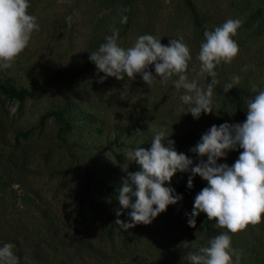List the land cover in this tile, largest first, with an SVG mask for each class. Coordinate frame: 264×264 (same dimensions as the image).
<instances>
[{
	"label": "rangeland",
	"instance_id": "374dc122",
	"mask_svg": "<svg viewBox=\"0 0 264 264\" xmlns=\"http://www.w3.org/2000/svg\"><path fill=\"white\" fill-rule=\"evenodd\" d=\"M192 1L209 31L228 19L242 21L233 37L239 53L231 63L217 66L216 79L224 88L231 77H240L236 86L246 92V113L252 85L264 87V0ZM123 2L29 0L28 13L37 18L39 30L12 66L0 70V81L9 79L16 87L43 84L41 92L21 101L0 94V247L15 245L19 264H190L188 252L227 231L206 222L201 213L196 226H189L185 213L193 209L196 185L184 194L175 192L183 199L149 225L124 231L115 222L116 210L122 212L120 220L130 222L131 210L122 209L117 199L127 178L123 168L139 170L125 153L150 148L156 131L167 126L175 150L198 162L190 149L212 125L245 121L233 100L216 92L212 113L194 119L186 114L187 106L181 112L184 90L174 87L177 76L166 82L157 77L150 86L140 74L98 82L104 73L97 75L89 56L98 50L105 29L120 27ZM131 19L124 41L118 39L121 47H132L144 34L164 45L183 37L192 56L187 75L196 77L205 40L183 0H135ZM149 71L156 75L154 65ZM205 75L198 84L206 88ZM65 103L70 104L71 130L62 131L52 117L38 122ZM242 151H230L218 163L231 166ZM175 175L183 180L190 173ZM229 234L232 247L241 251L240 264H264V214L261 223Z\"/></svg>",
	"mask_w": 264,
	"mask_h": 264
},
{
	"label": "clouds",
	"instance_id": "9594fccd",
	"mask_svg": "<svg viewBox=\"0 0 264 264\" xmlns=\"http://www.w3.org/2000/svg\"><path fill=\"white\" fill-rule=\"evenodd\" d=\"M29 7V0H0V70L12 66L29 45L33 31L39 30L37 18L28 13ZM68 19L70 21L71 17ZM121 23H127L126 16ZM241 24L239 19H228L211 31L205 25V42L201 43L198 54L200 70L192 79L187 75L192 56L183 37L171 39L164 45L161 39L144 34L132 47L124 48L118 43L119 30L112 29V35L106 36L98 50L90 53L89 60L95 64L97 75L104 73L99 78L100 83L107 77L123 80L125 75L134 79L140 74L150 86L157 77L166 82L177 76L173 85L177 90H184L179 98L181 112L187 106L186 114L199 119L202 113L213 112L214 88L219 83L215 69L221 62L231 63L238 55L239 45L233 37ZM151 65L155 67V76L149 71ZM205 74L212 78L206 88L198 84L199 77ZM239 83V76L231 77L224 92L228 93ZM251 92L254 96L247 101L245 121L212 125L190 149L198 162L175 150L167 126L156 131L150 148L138 147L124 154L127 160L139 166L134 172L127 171L128 165L123 168L127 178L117 199L122 209L131 210L128 212L130 222L119 219L120 210L115 211V222L124 231L138 224H151L169 205L183 199L174 188L165 186L177 172L190 173L189 189L193 187L194 177L199 175L208 186L196 195L191 213H185L188 224L195 227L196 217L205 213L208 219L216 220L214 227L227 231L211 238L208 246L188 252L187 259L190 264H240L241 251L232 247L229 233L236 234L249 225L261 223L264 214V87L252 85ZM237 149L243 151L231 166L218 163L228 152ZM14 248L11 243L0 247V264H19Z\"/></svg>",
	"mask_w": 264,
	"mask_h": 264
},
{
	"label": "trees",
	"instance_id": "16d2710c",
	"mask_svg": "<svg viewBox=\"0 0 264 264\" xmlns=\"http://www.w3.org/2000/svg\"><path fill=\"white\" fill-rule=\"evenodd\" d=\"M134 1L135 0H124L123 5H122L123 6L122 18L124 16H126L127 17V23H121L120 27H109V28L105 29L104 32L102 33V36H101V39L99 42V46L105 42L106 36L112 35V29H118L119 30V40H120V42L124 41L123 39H124L128 29L131 26L132 6H133ZM183 2L187 6L188 10L191 13L192 22H193L194 27L196 28L198 34L200 35V37L202 39L205 40V37H204L205 26H204L203 22L200 21L199 13L196 9V6L194 5L192 0H183ZM125 9H127V11H125ZM216 69H215V71H216ZM204 78H205L204 79L205 85L207 86V84L211 82L212 78L208 77L207 74L205 75ZM42 88H43L42 83L41 84L35 83V84L30 85L29 87H16L10 82L9 79H5L3 81H0V94H4L11 99H16L19 101L24 100L26 98L33 97L38 92H41ZM214 92L220 93V94L224 95L225 97L232 99L234 102V108H235L236 114L241 119L246 120V113L243 110L244 98L246 95L245 90H243L242 88H240L238 86H235L228 93H225L224 88L216 85L214 88ZM69 109H70V104L65 103L60 108H56V109L50 110V111L42 114L40 116L38 122L40 124H42V123H44V121L48 117H52L53 120H55L61 124V130L62 131H69L72 129V123H71L69 115H68ZM96 130L101 132V128H98ZM29 132H30L29 130L21 132V135L27 136ZM112 143L117 144L116 139H113ZM187 181H188L187 178L181 180L176 175H174L171 182H170L169 187L174 188L175 192L184 194L189 189L187 186ZM194 185L198 186L199 192L204 187L208 186L207 181L202 179L200 176H197L193 179V186ZM201 216L206 222L216 224V220L215 219H211V220L208 219L205 213H201Z\"/></svg>",
	"mask_w": 264,
	"mask_h": 264
}]
</instances>
